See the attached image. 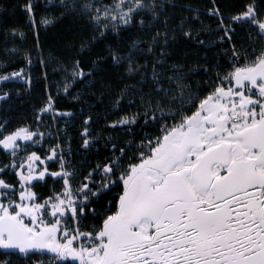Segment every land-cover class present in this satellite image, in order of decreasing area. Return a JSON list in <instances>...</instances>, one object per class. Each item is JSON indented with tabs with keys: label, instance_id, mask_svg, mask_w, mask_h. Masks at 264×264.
I'll use <instances>...</instances> for the list:
<instances>
[{
	"label": "snow or ice",
	"instance_id": "obj_1",
	"mask_svg": "<svg viewBox=\"0 0 264 264\" xmlns=\"http://www.w3.org/2000/svg\"><path fill=\"white\" fill-rule=\"evenodd\" d=\"M17 11L26 25L0 26V105L12 95L4 91L8 82L22 80L29 89L34 83L33 50L17 43L27 40L24 28L46 66L41 29L71 21L74 29L92 32L82 51L136 33L126 55L121 45L110 48L127 77L138 78L113 111L121 113L126 97L140 107L106 122L121 138L96 136V121L87 116L82 147L99 152L102 142L105 155L86 168L75 163L70 141L67 151L63 144L52 147V133L42 130L46 114L74 116L58 111L60 89L48 90L35 125L13 128L0 119V264H264V0L235 9L220 0L204 8L176 0L0 5L2 17ZM204 17L215 19V28ZM206 27L219 37L228 65L206 66V84L191 80L198 68L177 65L167 74L170 44L199 37ZM141 33L148 34V47ZM136 51L157 59L142 63ZM17 59L26 67L3 71ZM87 75L76 59L63 94ZM49 181L53 187L44 196L39 189Z\"/></svg>",
	"mask_w": 264,
	"mask_h": 264
},
{
	"label": "trees",
	"instance_id": "obj_2",
	"mask_svg": "<svg viewBox=\"0 0 264 264\" xmlns=\"http://www.w3.org/2000/svg\"><path fill=\"white\" fill-rule=\"evenodd\" d=\"M105 2H110V0H105ZM176 2L184 6L191 3L194 7L204 8L208 5L209 0H176ZM244 2L245 0H220V3L233 9ZM16 3L17 0H0V5L6 8H10ZM41 14L46 13L42 12ZM176 15H181L179 9H177ZM183 15H188V13L184 12ZM204 20L206 25L215 28L217 23L215 19L204 17ZM26 24L27 20L20 11L9 14L7 17H2V14H0V26L4 28L9 26L23 27ZM24 30L28 33L27 40L17 41V43L26 50H33L34 64L31 71L34 83L32 88L29 89L22 80L8 82V86L4 91H11L12 95L6 103L0 105V119L9 121L13 128L25 124L35 125L34 112L45 103L48 90L51 89L53 95H55L57 89H60V95L56 97L58 111L72 112L74 116L51 119L46 114L42 130L46 133H52V136L48 137L52 142V147H55L56 144H63L65 151H67L70 141L73 149V159L78 166L83 165L86 168L94 165L103 158L105 152L102 142L97 144V148L101 149L99 152L95 149L92 151L83 149L81 134L87 116L93 115L96 121L92 129L96 136H102L105 139L109 136L121 138V133L107 127L106 122L119 119L120 114H128L140 107L139 104L136 105V108L130 106L129 100L134 98L126 97L121 113L113 111L115 100L119 98L122 90L138 83V78L129 79L127 77V69L123 63L120 65L115 64L110 48L121 45V54L126 55L129 51H132V43L137 38L136 33L126 32L120 38L97 41L82 51L81 44L87 42L92 34L90 29H74L71 21L59 24L47 32L41 29V47L44 50L43 56L47 60L45 66L40 62V58L35 55V43L31 30L26 27ZM239 31L240 29H238ZM140 39L144 41L145 47L149 46L147 43L148 34L141 33ZM218 39L219 37L206 27L200 31L199 37L181 38L179 41L170 44L169 54L166 58H163L166 59L167 64L164 71L170 75V70L177 65L185 66L188 71L198 68V71L193 73L191 80L197 84H206L209 75L205 71L206 66H212L213 71H215L217 64L227 66L229 63V57L217 45ZM200 40H204L205 43H200ZM9 46L11 47V45ZM162 48L163 46H161ZM161 49H157V52ZM135 58L142 63L147 61L155 63L157 59L155 55L141 51L135 52ZM76 59L80 60L85 73L90 75H87L84 80H77L69 90L70 95L65 96L62 89L65 81L71 83V72ZM21 67H26L25 62L17 59L8 61V67L3 71L11 72ZM45 67L48 73L47 79H44ZM48 147L49 144L44 145V149ZM3 162L7 163V159ZM54 170H58V165L55 166ZM52 187L53 184L49 181L47 186L40 188L39 191L42 195L47 196L50 194ZM56 187H59V185L57 184ZM96 207L99 208V205H96ZM90 222L91 217L89 222L86 223L90 226Z\"/></svg>",
	"mask_w": 264,
	"mask_h": 264
},
{
	"label": "rangeland",
	"instance_id": "obj_3",
	"mask_svg": "<svg viewBox=\"0 0 264 264\" xmlns=\"http://www.w3.org/2000/svg\"><path fill=\"white\" fill-rule=\"evenodd\" d=\"M46 151H47V148L44 149V152H46Z\"/></svg>",
	"mask_w": 264,
	"mask_h": 264
}]
</instances>
